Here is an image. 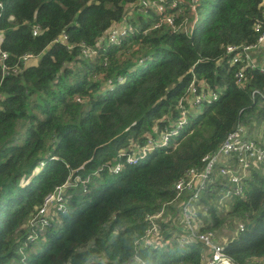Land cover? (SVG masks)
<instances>
[{
  "label": "trees",
  "instance_id": "trees-1",
  "mask_svg": "<svg viewBox=\"0 0 264 264\" xmlns=\"http://www.w3.org/2000/svg\"><path fill=\"white\" fill-rule=\"evenodd\" d=\"M138 1L0 0V52L8 67L3 75L0 66V264H129L135 257L145 264H203L202 245L178 248L179 231L170 221L161 223V247L135 242L146 217L174 199V184L187 170L202 167L237 125H264V74L245 66L238 84L240 65L225 54L229 45L256 41L264 0H199L194 17L182 2L175 29H150L157 17L148 11L119 45L108 44L110 29ZM184 18H197L189 35L179 28ZM61 35L66 41L56 42ZM84 48L97 55L86 58ZM25 54L36 63L20 68ZM193 79L217 99L188 113L170 142L175 146L108 172L120 153L136 155L149 136L159 138L176 124ZM262 170H252L243 195L225 205L216 203L218 184L198 202L206 208L198 211L200 232H233L224 252L234 264L264 260ZM75 177L88 179L86 192L68 187L66 211L29 244L30 219L46 196Z\"/></svg>",
  "mask_w": 264,
  "mask_h": 264
},
{
  "label": "built area",
  "instance_id": "built-area-1",
  "mask_svg": "<svg viewBox=\"0 0 264 264\" xmlns=\"http://www.w3.org/2000/svg\"><path fill=\"white\" fill-rule=\"evenodd\" d=\"M170 3V4H168ZM168 4V5H167ZM180 0H139L134 7L144 12L152 11L157 21L153 23L150 29H158L162 26H168L175 29V20L182 16L183 10L180 8ZM187 7L190 14L194 17L197 11L199 0H188ZM1 7V4H0ZM175 12V13H172ZM122 19L116 22L110 29L106 42L111 45H119L122 38L133 33V26ZM185 22L180 25V29L189 35L193 32L197 18L192 22ZM254 32L257 35L256 41L250 45H229L225 48V54L230 58L231 65H240L235 74L236 82L241 84L245 79V66L257 68L264 74V61L257 65V60L252 57V53L264 45V5L261 8V21L254 24ZM146 33V32H144ZM38 34V27L33 30V35ZM66 41V36L61 35L56 42ZM83 56L93 58L97 55L95 49L84 48ZM6 54L0 52V66L3 75L7 74L8 67L5 64ZM36 63V57L32 54H25L19 59V67L33 65ZM17 65V66H18ZM21 68V67H20ZM21 69L14 68L13 73L18 74ZM217 99V94L211 90L199 88L194 79L191 81L186 95L180 100L179 106L182 109L180 119L175 125L164 128L159 138L149 136L146 143L138 148V153L124 154L120 153L121 162L115 166L107 165L105 169L116 175L126 165H134L148 156L150 152L158 147L175 146L174 142L170 145L172 139L177 137L187 125V116L190 111L199 110L204 104L211 103ZM186 106V108H184ZM263 139H252L248 136L246 127L237 125L236 128L228 133L221 144L202 159V167L191 168L179 178L174 184L175 197L172 201L165 204L162 210L151 216L146 217L147 227L145 232L135 246L139 248L161 247L164 245L161 232V223L170 221L172 227L178 228L179 237L176 239L177 247L186 249L193 243L202 245L204 253L202 255L203 264H234L224 252V244L216 240L215 232H200L201 220L198 211L206 212L205 206L198 205L200 198L207 191L208 187L217 184L220 193H224L225 199L231 196L243 195V180L249 178L252 170L264 169V126L261 128ZM104 169V168H102ZM88 179L82 180L75 177L71 184L57 188L53 193L46 196L42 207L30 219L28 226L30 232L27 237L29 244L36 242L40 234H43L51 227L52 219L57 212H65V190L82 187V192H86ZM224 200L218 201L223 204ZM167 207L173 208L176 213L170 217L167 215ZM241 232L244 230L242 224L238 226ZM129 264H145L140 258L135 257Z\"/></svg>",
  "mask_w": 264,
  "mask_h": 264
},
{
  "label": "rangeland",
  "instance_id": "rangeland-1",
  "mask_svg": "<svg viewBox=\"0 0 264 264\" xmlns=\"http://www.w3.org/2000/svg\"><path fill=\"white\" fill-rule=\"evenodd\" d=\"M180 1L187 2L188 0H180ZM168 4H170V3H168ZM172 13H175V12H172ZM138 16H142L143 19H146L148 17V12H144L143 10H140L139 8H132L129 10L128 18H126L124 21H126L127 23H130L133 26V30H136L138 28V25L136 26V23H134V20H138ZM251 55H252V57H259V55L260 56L264 55V45H261L259 47V49L256 50L255 52H253ZM141 63H142V60L139 61V64H141ZM257 65H260L259 61H258ZM261 126H264V125L254 123L253 125L246 126L248 136L252 139L255 138L257 140L261 134ZM80 188L82 189V187H80ZM215 197H216V203H218V201L221 199L224 200L223 202L227 201L225 199L224 193L222 194V193H220V191H217V194L215 191ZM66 202H67V200L65 199L64 204ZM223 205H225V203ZM229 230L230 229H228V228H223L220 231H215L216 240L218 242H220L221 244H225L232 237L231 234H233V232H231ZM256 264H264V262H262V263L256 262Z\"/></svg>",
  "mask_w": 264,
  "mask_h": 264
},
{
  "label": "crops",
  "instance_id": "crops-1",
  "mask_svg": "<svg viewBox=\"0 0 264 264\" xmlns=\"http://www.w3.org/2000/svg\"><path fill=\"white\" fill-rule=\"evenodd\" d=\"M256 60H257V62L259 61V62H262V61H264V55H262V56H260L259 55V57H254ZM192 113H194V112H192ZM261 128H262V126H261ZM255 139V138H254ZM258 139H263V137H262V134H260V136H259V138ZM262 171H264V169L262 170ZM258 263H262V262H264V260H261V261H257Z\"/></svg>",
  "mask_w": 264,
  "mask_h": 264
}]
</instances>
